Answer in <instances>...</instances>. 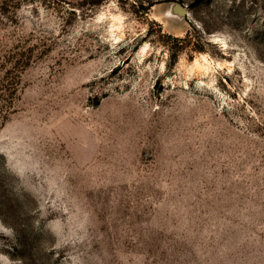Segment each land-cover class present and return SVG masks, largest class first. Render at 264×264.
Returning <instances> with one entry per match:
<instances>
[{
    "label": "rangeland",
    "instance_id": "1",
    "mask_svg": "<svg viewBox=\"0 0 264 264\" xmlns=\"http://www.w3.org/2000/svg\"><path fill=\"white\" fill-rule=\"evenodd\" d=\"M0 264H264V0H0Z\"/></svg>",
    "mask_w": 264,
    "mask_h": 264
},
{
    "label": "water",
    "instance_id": "2",
    "mask_svg": "<svg viewBox=\"0 0 264 264\" xmlns=\"http://www.w3.org/2000/svg\"><path fill=\"white\" fill-rule=\"evenodd\" d=\"M171 16L173 17H178L180 19H183L187 16V11L186 8L183 5L180 4H174L171 7V10L169 11V13Z\"/></svg>",
    "mask_w": 264,
    "mask_h": 264
}]
</instances>
